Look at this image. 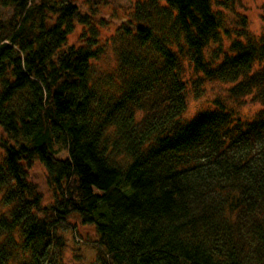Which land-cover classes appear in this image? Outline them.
Masks as SVG:
<instances>
[{
  "label": "trees",
  "instance_id": "16d2710c",
  "mask_svg": "<svg viewBox=\"0 0 264 264\" xmlns=\"http://www.w3.org/2000/svg\"><path fill=\"white\" fill-rule=\"evenodd\" d=\"M233 7L138 2L111 39L115 70L97 75L104 46L76 2L0 0V264H62L57 224L73 214L109 264H264V112L246 121L215 100L182 117L184 61L234 99L264 98V32L237 13L230 27ZM76 24L90 36L69 44Z\"/></svg>",
  "mask_w": 264,
  "mask_h": 264
},
{
  "label": "rangeland",
  "instance_id": "374dc122",
  "mask_svg": "<svg viewBox=\"0 0 264 264\" xmlns=\"http://www.w3.org/2000/svg\"><path fill=\"white\" fill-rule=\"evenodd\" d=\"M78 4L80 11L89 14V18L96 26V33L99 38V45L104 46L103 55L93 61L96 74L104 75L113 72L116 68V54L111 39L114 36L115 29L122 23L124 18L132 15L133 9L138 2L145 0H73ZM223 0H213V4L220 3ZM233 12L225 9L226 23L233 27L235 24V13L247 17V27L249 32L259 37L264 32V0H233ZM88 28L76 24L74 30L70 33L67 42L78 45L87 34ZM237 32V31H236ZM237 38L234 34L229 37H223L222 49H228L231 42ZM105 43V44H104ZM217 44L209 45L206 51V57L216 53ZM182 78L187 85V104L183 113V119L194 118L199 112L215 108L214 102L218 100L225 105L236 118L249 121L259 112H264V98L258 97L253 93L234 99L230 97L229 89L232 83L221 82L219 80L207 79L201 77V73L194 70L187 62H183ZM255 68H259L256 66ZM142 113L139 112L138 117ZM5 138L0 127V141ZM4 154L0 147V157ZM64 158L63 152L57 154ZM47 173L38 162L27 170V178L37 185V188L43 195V204L51 205L54 202L51 189L47 184ZM56 235L60 236L63 245L58 248L61 254L62 264H109L107 258L97 249V234L90 225L82 224L80 218L73 214L66 220L57 224ZM54 254H58L56 246H53ZM22 257L15 255L8 264H21ZM109 262V263H107Z\"/></svg>",
  "mask_w": 264,
  "mask_h": 264
}]
</instances>
